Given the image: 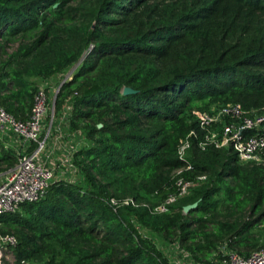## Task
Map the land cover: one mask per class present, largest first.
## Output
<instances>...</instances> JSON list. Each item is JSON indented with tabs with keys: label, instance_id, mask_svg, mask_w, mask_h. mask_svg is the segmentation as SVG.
<instances>
[{
	"label": "trees",
	"instance_id": "obj_1",
	"mask_svg": "<svg viewBox=\"0 0 264 264\" xmlns=\"http://www.w3.org/2000/svg\"><path fill=\"white\" fill-rule=\"evenodd\" d=\"M78 61L55 110L72 100L70 125L86 139L74 153L81 178L57 179L24 213L0 215V234L17 241L7 247L14 264H169L139 228L206 264L224 246L244 256L264 247V152L260 164L195 143L177 155L197 129L194 111L239 103L264 112V0H0L6 111L26 119L34 78ZM16 160L0 144V171ZM187 165L190 194L163 213L141 205L175 192ZM127 197L138 205L110 203Z\"/></svg>",
	"mask_w": 264,
	"mask_h": 264
},
{
	"label": "built area",
	"instance_id": "obj_2",
	"mask_svg": "<svg viewBox=\"0 0 264 264\" xmlns=\"http://www.w3.org/2000/svg\"><path fill=\"white\" fill-rule=\"evenodd\" d=\"M74 70L73 66L38 85L26 119H17L0 103V144L12 150L17 157L12 166L0 171V215L16 212L23 203L38 201L57 179L77 181L79 171L74 163V153L85 145L86 139L83 133L70 125V98L58 111L55 110L56 93L62 83L72 77ZM192 120L196 122L197 129L190 130L179 140L177 155L180 159L195 143L202 150L208 147L229 148L241 164L263 163L264 112H248L239 103H227L194 111ZM187 168L190 166L175 171V192L156 203L144 202L141 205L152 213H163L179 198L190 194L196 181L180 175ZM204 178L205 175H199L196 180ZM110 203L115 209L126 204L138 205L130 197L122 200L111 198ZM16 242L14 235L0 234V252ZM172 246L181 258L174 264H183L184 260L188 261L184 264H206L195 261L178 242ZM222 254L224 258L213 264H264V247L244 256L224 246ZM0 264H3L1 257Z\"/></svg>",
	"mask_w": 264,
	"mask_h": 264
},
{
	"label": "rangeland",
	"instance_id": "obj_3",
	"mask_svg": "<svg viewBox=\"0 0 264 264\" xmlns=\"http://www.w3.org/2000/svg\"><path fill=\"white\" fill-rule=\"evenodd\" d=\"M34 80H35V82L38 85L43 84V80L42 79L34 78ZM56 85H57V81H55L54 86H56ZM79 173H78V178H76L77 181H79ZM80 178H81V174H80ZM21 206L19 207V209L17 211L20 212V213H22V212L24 213V210H22V207ZM139 229L143 233V235L149 237L150 240H151V242L155 245V247L157 249L161 250L162 253L164 254V256L169 259V260L167 259L168 262H169V264H174L175 261H178L179 259H181L180 256H179L180 255L179 252L177 250L173 249V246L172 245H173L174 242L164 241L163 239H161L160 237H158L153 232L147 231V230L142 229V228H139ZM180 251H182V249ZM0 257L2 259V263L3 264H14L13 254L10 252V250L7 247L1 249ZM185 262H188V261L187 260H184L183 261V264Z\"/></svg>",
	"mask_w": 264,
	"mask_h": 264
},
{
	"label": "water",
	"instance_id": "obj_4",
	"mask_svg": "<svg viewBox=\"0 0 264 264\" xmlns=\"http://www.w3.org/2000/svg\"><path fill=\"white\" fill-rule=\"evenodd\" d=\"M79 62H80V61H78V63L74 65V68H76V66L79 64ZM134 92H135V90H133V89L130 88V87H125V88L123 89V93H124V94H130V93H134ZM195 206H196V203L188 204V205L184 206L183 210H184V212H187L190 208H193V207H195Z\"/></svg>",
	"mask_w": 264,
	"mask_h": 264
}]
</instances>
